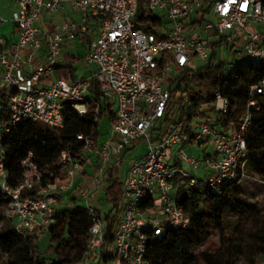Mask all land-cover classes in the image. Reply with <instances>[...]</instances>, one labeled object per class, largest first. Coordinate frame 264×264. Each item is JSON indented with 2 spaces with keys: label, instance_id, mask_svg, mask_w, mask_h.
<instances>
[{
  "label": "built area",
  "instance_id": "built-area-1",
  "mask_svg": "<svg viewBox=\"0 0 264 264\" xmlns=\"http://www.w3.org/2000/svg\"><path fill=\"white\" fill-rule=\"evenodd\" d=\"M66 7L73 16L50 30L41 28L44 8L56 14ZM141 9L143 22L154 14L163 25L155 32L138 26ZM9 22L17 33L10 48L0 32V94L7 99L9 124L29 120L63 128L66 109L87 113L93 78L115 116L103 144L80 134L81 158L62 151L57 166L67 168V179L41 185L45 170L38 169L30 154L23 161V181L12 187L0 155L1 190L10 198L5 217L17 232L46 235L83 162L94 163L89 183L77 195L92 214L87 251L78 264H152L146 256L149 242L191 222L178 202L181 186L198 188L206 197L228 184L247 190L264 185L248 167L245 138L253 109H259L257 98L264 95V79L251 87L238 125L233 120L223 125L229 101L217 91L214 103L203 105L193 118V139L180 123L181 94L170 84L179 68L190 69L198 57L221 61L225 74L245 60L264 64V0H18L10 18L0 7V26ZM87 39L84 60L93 72L74 82L55 78L65 46ZM140 141L145 142V153L127 162L121 214L111 241L106 218L93 201L105 186L111 160H123L126 148ZM195 146L203 156L194 155L190 148ZM37 184V195L21 196L22 189Z\"/></svg>",
  "mask_w": 264,
  "mask_h": 264
},
{
  "label": "trees",
  "instance_id": "trees-1",
  "mask_svg": "<svg viewBox=\"0 0 264 264\" xmlns=\"http://www.w3.org/2000/svg\"><path fill=\"white\" fill-rule=\"evenodd\" d=\"M144 16L141 9L136 24L146 30L155 32L163 25V20L154 14H149L147 22L142 21ZM69 72L74 74L75 69L62 67L58 76L68 80ZM262 79L264 64L248 60L230 74L224 73L221 61H210L208 67L197 71L179 68L170 84L174 85L173 91L181 94L178 111L185 132L194 138L192 120L203 105L214 103L217 91L229 101L228 112L221 116L223 125L229 120L238 125L246 111L251 87ZM257 101L259 109H253L245 138L248 167L264 179V95H259ZM10 117L6 96L1 93L0 155L7 183L12 187L23 181V161L30 154L38 169L45 170L41 185L55 178L67 179V168L57 166L62 151L70 150L73 156L81 158L78 135H90L98 141L102 119H107V130L109 122L115 119L112 103L102 95L95 78L91 81L87 113L81 115L66 109L65 126L61 129L29 120L11 125ZM121 167L122 162L117 163L115 159L109 163L103 193L93 202L106 218V237L111 241L124 198ZM39 188V184L24 188L21 196L37 195ZM249 191L241 185L228 184L203 197L198 188L187 190L181 186L178 202L190 215L191 222L187 228L170 230L150 241L147 258L152 264H260L264 258V210L253 201ZM9 201L0 185V209ZM54 216L55 222L46 234L49 244L45 250L41 249L40 237L35 234L19 233L12 226L0 229V264H78L87 251L92 214L74 194L60 202ZM215 234L218 246L201 249Z\"/></svg>",
  "mask_w": 264,
  "mask_h": 264
},
{
  "label": "crops",
  "instance_id": "crops-1",
  "mask_svg": "<svg viewBox=\"0 0 264 264\" xmlns=\"http://www.w3.org/2000/svg\"><path fill=\"white\" fill-rule=\"evenodd\" d=\"M11 1H14V4L10 5V7H9L10 12L12 13V11L15 10L17 7V1L18 0H11ZM0 7H1V9H4V10H6V8H7L6 5L1 3V1H0ZM1 14H2V11H1ZM70 16H73V11L68 7H66L64 9V12H59L56 14H50L46 11V14L45 13L42 14V18L39 21V25L41 26L42 29L50 30L53 27V25L62 22L66 17H70ZM10 23L11 22H9L7 25L0 26V32L3 36V38L6 35L7 39H8L7 40L8 44L5 43L7 48H10L13 45V43L16 41V37H17L15 26L13 24V29L9 28ZM88 47H89V42H87V41L69 42L67 44V46H65L64 53L61 55V57L59 59V64H58V66L55 70V73H54L55 78H59L58 71H60V69L62 67H68V66L75 69L74 74H72L70 72L68 73V76L70 77L68 79L69 81H71V80L76 81L80 77H83V76L88 75L91 72H93L94 67L88 65L87 62L84 60V56L88 50ZM110 123H111V121L108 124V130H107L106 134L102 135V132H101V137L98 140L99 145L103 144L105 141H107L110 138V135H111ZM133 145L129 146V147L133 148L136 144L134 146ZM128 148L121 155L123 157V160L118 161L116 158H113V159H115L117 161V163L122 162V164H123L124 157H125L127 151L129 150ZM190 149L194 152V148L193 149L190 148ZM199 155H201V154H199ZM140 156H142V155H140ZM140 156H138V157H140ZM93 165H94V163L84 162L83 168L76 173L74 187L66 193V199L65 200H67L68 198H70L74 194L78 195V190L81 187H83L89 183V181H90L89 177H90ZM126 172H127V163H125L124 175L121 178V180L123 182V187H124V179L126 177ZM102 193H103V189H100L97 191L96 196H95L96 200L101 197ZM78 198H79V196H78ZM95 198H94V201H95Z\"/></svg>",
  "mask_w": 264,
  "mask_h": 264
},
{
  "label": "rangeland",
  "instance_id": "rangeland-1",
  "mask_svg": "<svg viewBox=\"0 0 264 264\" xmlns=\"http://www.w3.org/2000/svg\"><path fill=\"white\" fill-rule=\"evenodd\" d=\"M2 4L6 5V10L1 9L2 15L6 18L11 17V12H10V5L14 4V1L11 0H0ZM43 13L46 14V9H43ZM13 29V23H10V27ZM260 29L263 30V28L260 26ZM7 36H4V42L8 44L7 42ZM210 64V59L209 58H196L195 63L190 66L191 70L197 71L200 69H204L208 67ZM100 130L102 132V135H104L107 132V119L103 118L101 123H100ZM212 147L209 146L207 147L206 151L207 153L211 152ZM145 153V142L140 141L138 142L133 148L129 149L124 157V162L121 167V175H124V169H125V163L128 161H133L135 158H137L140 155H143ZM201 154L202 156L204 155V152L199 150L196 146L194 148V155L198 156ZM202 173V172H201ZM250 191L247 192L250 194L252 197L253 201H257L260 205V207L264 210V185H259V186H254L253 188L249 189ZM12 223L9 219L5 217V208L0 209V229H6L8 227H11ZM219 243L218 236L215 234L213 235L210 240L201 247V249H206V248H213L217 247ZM39 244L41 249L45 250L48 247L49 241L48 237L46 235L42 236L39 238ZM77 264V263H76Z\"/></svg>",
  "mask_w": 264,
  "mask_h": 264
}]
</instances>
